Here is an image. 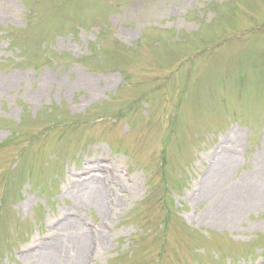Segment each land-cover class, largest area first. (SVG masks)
<instances>
[{"label": "rangeland", "instance_id": "1", "mask_svg": "<svg viewBox=\"0 0 264 264\" xmlns=\"http://www.w3.org/2000/svg\"><path fill=\"white\" fill-rule=\"evenodd\" d=\"M68 212L80 264H264V0H0V264Z\"/></svg>", "mask_w": 264, "mask_h": 264}, {"label": "bare ground", "instance_id": "2", "mask_svg": "<svg viewBox=\"0 0 264 264\" xmlns=\"http://www.w3.org/2000/svg\"><path fill=\"white\" fill-rule=\"evenodd\" d=\"M235 159V156L221 152L217 157V161H215V164L221 169L218 175L226 171ZM212 181V175L206 174L203 181V191H208V187L210 184L212 185ZM78 184V192H74H76L79 202L94 206L102 213L108 212L107 210H110L111 206V210L114 209L113 205L106 202L102 197L99 176L96 177L95 175L89 177V179L83 178ZM73 186L76 185L73 183ZM120 197L118 195L117 198ZM116 204H118V201H115ZM66 218V220L60 221L57 224V229L59 230L58 237L56 236L53 241L48 243H46L47 241H40V243H46L47 245L43 246L41 250L36 249L27 253L25 252L26 249L20 254V257L26 259L29 264H80V257L83 256L86 239L89 238L88 233H85V227L80 225L75 219ZM68 232L72 234L70 237L67 236ZM102 236L105 238V233ZM63 251L66 252L62 253ZM65 257L69 258L66 259L67 263L63 260Z\"/></svg>", "mask_w": 264, "mask_h": 264}]
</instances>
